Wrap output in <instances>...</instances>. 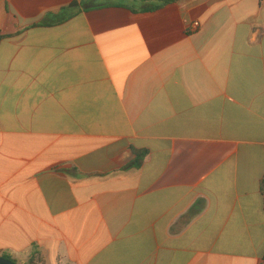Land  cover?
Returning <instances> with one entry per match:
<instances>
[{
  "label": "crops",
  "instance_id": "1",
  "mask_svg": "<svg viewBox=\"0 0 264 264\" xmlns=\"http://www.w3.org/2000/svg\"><path fill=\"white\" fill-rule=\"evenodd\" d=\"M162 1L0 0L1 254L264 264V0Z\"/></svg>",
  "mask_w": 264,
  "mask_h": 264
},
{
  "label": "trees",
  "instance_id": "2",
  "mask_svg": "<svg viewBox=\"0 0 264 264\" xmlns=\"http://www.w3.org/2000/svg\"><path fill=\"white\" fill-rule=\"evenodd\" d=\"M140 1H148V0H140ZM172 2L173 0L162 1V4H160L159 6L153 7V9H161L165 7L167 4H170ZM2 39H3V36H1L0 34V41ZM145 155H146L145 152H136V156H137L136 159L131 164L128 165L127 169L141 167V165L144 162ZM263 187H264V180H263ZM0 257L10 259L17 264H46L40 253L35 254L34 256H32L30 259L26 261H17L7 256L6 254H1V253H0Z\"/></svg>",
  "mask_w": 264,
  "mask_h": 264
},
{
  "label": "water",
  "instance_id": "3",
  "mask_svg": "<svg viewBox=\"0 0 264 264\" xmlns=\"http://www.w3.org/2000/svg\"><path fill=\"white\" fill-rule=\"evenodd\" d=\"M0 264H17L14 261L0 257Z\"/></svg>",
  "mask_w": 264,
  "mask_h": 264
},
{
  "label": "built area",
  "instance_id": "4",
  "mask_svg": "<svg viewBox=\"0 0 264 264\" xmlns=\"http://www.w3.org/2000/svg\"><path fill=\"white\" fill-rule=\"evenodd\" d=\"M194 26H195L196 28H198V27H199V23H198V22H195V23H194Z\"/></svg>",
  "mask_w": 264,
  "mask_h": 264
}]
</instances>
